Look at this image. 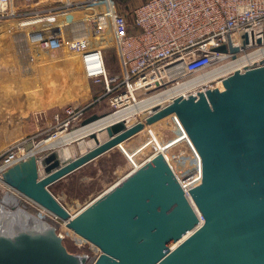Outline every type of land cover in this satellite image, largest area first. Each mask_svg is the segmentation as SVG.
I'll use <instances>...</instances> for the list:
<instances>
[{"label":"water","instance_id":"water-1","mask_svg":"<svg viewBox=\"0 0 264 264\" xmlns=\"http://www.w3.org/2000/svg\"><path fill=\"white\" fill-rule=\"evenodd\" d=\"M172 114L200 157L197 185L186 191L160 151L75 214L51 191ZM104 116L90 115L82 125ZM103 132L102 142L98 132L90 133L95 145L74 158L53 150L3 173L8 186L65 222L100 255L92 263L89 254L68 249L58 222L0 203V264H264V60L197 95L156 106L133 125L121 120Z\"/></svg>","mask_w":264,"mask_h":264},{"label":"rangeland","instance_id":"rangeland-1","mask_svg":"<svg viewBox=\"0 0 264 264\" xmlns=\"http://www.w3.org/2000/svg\"><path fill=\"white\" fill-rule=\"evenodd\" d=\"M143 1L145 0H93L72 10L65 7L62 9L63 13H69L65 18L70 16L73 19L65 25L63 23L56 24L55 26L60 28H57L59 30L56 31V34L60 33L61 35L62 33V37L66 40L74 38L81 40L79 43H86L93 47H104L109 76H120V79L117 80L120 83L123 81V73L117 40L114 36V27L111 25V15L117 13L125 23V30L130 31L133 29L134 9ZM51 16H47L49 18L47 23L41 21L39 24L45 27L51 20ZM10 18L0 17V23L7 22V19ZM48 26L54 25L48 24ZM35 35V40H27L26 45L21 48L14 41L15 35L8 36L10 41L7 44L0 41V133L8 144L21 138L20 141H22L25 149L28 146H33V142H38L61 131L59 122L69 116L66 111L54 114L39 112L37 115L39 119L37 120L35 118L36 111L30 109L31 100L35 102L44 100L46 105V93L53 86L52 80H48V75L51 76L52 72L58 70H68L72 73L79 69V66L72 61L74 56L72 51L65 47L53 46L54 41H51L50 33L47 35L46 31L41 30ZM51 35H53L52 32ZM56 60L71 62L61 64L57 63ZM81 71V75L86 78L83 68ZM85 80L89 83L90 81L93 82L91 90L100 88L102 92L105 91H103L104 83L97 85L92 79L87 78ZM160 91L149 90L144 94L137 93L135 100ZM89 93L85 94V101L72 105L89 107L85 111L84 118L71 121L64 128L66 131L70 132L83 126V120L90 115H106L118 107L115 102V98L119 96L117 91L109 95H102L100 101L95 103H91L94 99L88 100ZM20 106L23 107V111L20 110ZM143 118L144 115L142 114L136 115L138 120ZM47 121H52V123L49 124L50 129L46 133L34 132L38 126H44ZM155 138L160 143L161 151L166 155L182 184L186 187H192L199 183L201 180L200 157L187 136L181 121L175 114H172L153 125H147L145 130L133 138L51 185L50 189L72 213H76L153 155L157 151V147L152 144ZM85 140L93 141L89 138ZM69 147L73 149L74 154L81 153L79 141L71 142ZM45 153L46 151H43L40 155ZM2 193L0 191V198L3 196ZM30 211L35 212L32 208ZM55 220V223H59L58 230L64 236V242L70 251L89 255H97L101 252L91 242L69 230L66 226L60 225L62 220L59 218H55Z\"/></svg>","mask_w":264,"mask_h":264},{"label":"built area","instance_id":"built-area-1","mask_svg":"<svg viewBox=\"0 0 264 264\" xmlns=\"http://www.w3.org/2000/svg\"><path fill=\"white\" fill-rule=\"evenodd\" d=\"M11 1L0 0V17L13 15ZM133 14V29L130 31L125 30V23L117 13L111 15L123 81L117 82L120 76H109L103 48L95 47L82 52L85 76L97 84H105L103 96L117 91L116 104L125 98L130 103L137 93L161 90L163 85L175 79H189L226 60L264 46V0H145L136 6ZM50 16L52 19L58 15L52 13ZM48 20L46 16L42 22L47 23ZM259 39L261 43H258ZM220 46H226L227 51H216L215 48ZM231 47L239 49L233 52ZM87 108L70 106L66 110L69 116L62 119L59 126L82 120ZM25 151L22 141L8 144L0 133V190L8 187L3 173L26 159ZM189 188L185 187L186 191ZM10 190L20 194L15 189ZM25 198L32 209L40 211V205ZM45 212L47 214L38 215L57 218L47 210ZM100 253L90 255L92 263Z\"/></svg>","mask_w":264,"mask_h":264},{"label":"bare ground","instance_id":"bare-ground-1","mask_svg":"<svg viewBox=\"0 0 264 264\" xmlns=\"http://www.w3.org/2000/svg\"><path fill=\"white\" fill-rule=\"evenodd\" d=\"M63 15H65V16H63ZM67 15H69V13L64 12L59 17L54 16L51 19L52 22L48 23V24L49 25L53 24L55 26L56 24L63 23V25H65L69 22V20L73 19L70 16H69V18H65V17H67ZM70 15H72V14H70ZM42 20H43V18L39 17L38 23L41 22ZM48 24H46L45 26H48ZM98 30H99V28H98ZM100 35H103V34H100ZM263 59H264V46L257 47L256 49H254L248 53H244L239 57H235L234 59L226 60V61H224L218 65L211 67L210 69H208L202 73H199L193 77H190L189 79L176 80L175 78H173L175 80L171 81L168 84L164 83L166 85H163L164 88H162L161 91L158 93H155L153 95H150V96L142 98V99L134 100L130 103L127 102V100H128L127 98H125L122 101L119 100L120 102H117L116 105H118V107L115 109V111H112L111 113L106 114L104 117L98 119L97 121H95L91 124L81 126V127L77 128L73 131H70V132H68L64 129L68 125L61 126V129H62L61 131H58L55 134H52V135H50V136L46 137L45 139H42L38 142H33V146L30 149H25L26 154L24 156H27V157L30 155H37L38 156L43 151L49 152V151L55 150L64 158H66V157L74 158L77 155L84 153L86 150H88L89 148H91L95 145L94 141L88 142L85 140L88 138V135L90 133H92L94 131L98 132L99 133V139L102 142L105 139H107V133L106 132L100 133V130L104 131L108 125L115 123V122H118V121H121V120L126 121L128 125H133L134 123L139 121L138 119H136V115L142 114L145 117L152 112L154 107H156V106L163 107V106L170 105L177 97H180V96L185 97V96H188V95L193 94V93H195L197 95V93L199 91H204L205 87L212 85L214 82L217 83L219 81H222L225 77L232 75L234 72H236L238 70L243 71L246 67L259 65L261 63V60H263ZM73 141H79L80 142L81 153H78V154L73 153V149H71V147H69V144ZM152 144L157 147L156 152L161 151L160 143L158 142V140L156 138ZM138 167L139 166H137V168ZM133 170H135V169H133ZM10 189H11V187L8 186L5 189L3 188L2 190H0L1 192H3L2 193L3 196L0 198L1 203L4 204L5 207H6V205H8L9 208H11L12 205L17 203L18 207H16V209H18V210L22 209L23 211H25L29 206L28 210L30 211L31 205L27 202V200L25 198L26 196L22 195L21 193H20L21 195L20 194L17 195L13 192V190H10ZM31 203H33V202H31ZM9 208L6 207V209L8 211L11 210ZM31 213H36V214H40V215L47 214L45 212L44 208H42V207H41L40 211L39 210L37 211V209H35V212H31ZM73 214H75V213H73ZM50 216L47 215V216H43V217H46L47 220H50V219L54 220L55 219L52 215H50ZM38 217L41 218L40 216H38ZM41 219L45 220L44 218H41ZM54 222H55V220H54ZM62 226L65 227L66 223L62 222ZM185 237H187V236H185ZM177 244H172L173 248Z\"/></svg>","mask_w":264,"mask_h":264},{"label":"crops","instance_id":"crops-1","mask_svg":"<svg viewBox=\"0 0 264 264\" xmlns=\"http://www.w3.org/2000/svg\"><path fill=\"white\" fill-rule=\"evenodd\" d=\"M89 1L93 0H12L10 10L13 15L10 19H7V22L0 23V41L4 44H7L10 41L8 40L9 35H15L14 41L16 45H19V47L21 48L22 46L26 45L27 40L30 39L31 41H33L36 39L35 33L43 30L46 31L47 35L48 33H50L51 41H54L53 46L56 45L58 48L65 47L72 51V53L74 54V58L72 57V61L79 66V69L77 67L78 73H70L68 70H58L52 72L51 76L48 75V80H52L53 86L46 93V105L44 104V100H37V102L31 100L30 102V109L36 111L35 118L37 120L39 119V117L37 116L39 115V112H51L53 114L56 112H64L73 104L82 103V101H85L86 99L85 94L89 92L90 97H88V100L94 99L91 101V103L99 102V99L102 95H104V92L106 91V87H103V91L105 90L104 92H102L100 88L91 90V85L93 82L90 81L91 84L89 82H86L85 79H87V77H83L80 73L82 72V52L84 50L95 47L86 43H79L81 42V40H77L74 38L71 40H66V38L62 37V33L61 35L60 33L56 34V31L60 29L59 26L43 27L38 23L39 17L46 18V16L50 15L51 13H55L58 16H61V14L63 13V8L66 7L72 10L79 7L80 5L83 6ZM49 11H51L50 14H48ZM51 32L53 33V35H51ZM99 48L104 49V47ZM56 62L61 64H68L71 61L56 60ZM22 108L23 107L20 106L21 111H23ZM51 123L52 121L45 122L44 126H38L34 132H39L38 134L46 133L50 129L49 124ZM20 139H18V141H20ZM16 141L17 140L13 142Z\"/></svg>","mask_w":264,"mask_h":264}]
</instances>
